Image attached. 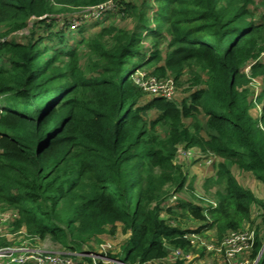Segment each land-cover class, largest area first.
<instances>
[{
    "label": "trees",
    "instance_id": "trees-1",
    "mask_svg": "<svg viewBox=\"0 0 264 264\" xmlns=\"http://www.w3.org/2000/svg\"><path fill=\"white\" fill-rule=\"evenodd\" d=\"M107 1L0 0V208L18 212L10 231L48 237L73 251L74 264H91V248L82 247L115 235L121 224V250L103 254L111 264H165L171 250L196 252L184 236L201 227H215L217 239L252 228L255 206L259 225L247 253L255 261L264 244V200L232 169L264 185V0H114L107 17L134 13L132 28L108 23L87 36L86 26L101 21L84 20L77 34L67 18L62 28L56 24ZM24 29V42L8 39ZM137 69L172 79L174 98L144 92L133 78ZM186 70L189 88L179 97ZM252 78L262 83L255 102ZM178 146L220 158L212 166L217 205L208 216L184 160L176 162ZM185 187L196 202L166 207ZM179 217L201 225L185 228ZM11 244L0 237V248ZM255 264H264V251Z\"/></svg>",
    "mask_w": 264,
    "mask_h": 264
},
{
    "label": "rangeland",
    "instance_id": "rangeland-1",
    "mask_svg": "<svg viewBox=\"0 0 264 264\" xmlns=\"http://www.w3.org/2000/svg\"><path fill=\"white\" fill-rule=\"evenodd\" d=\"M141 1L142 0H139V2H141ZM147 4H149L150 6L151 5L156 6L157 1L156 0H150V1H147ZM262 6H264V5L263 4H259V8L261 10V13H263L262 9H264ZM116 9H117V7L108 9L105 13L107 14V13L115 12ZM73 14L74 13H72V14L66 13L62 17L61 16L57 17L58 22H56V24L59 25L58 26L59 28H62L63 22L65 21L64 18H67V20L69 19L68 23H69L70 28H71V26H74L75 29H76L75 33L77 34V32H80L79 31L80 29H78V28H80L79 26L82 25V23L81 24L79 23L80 22V20H79L80 17L77 18L76 20H73L74 19L72 17ZM106 14L104 16L102 15L101 18L96 16L97 13L93 14L94 17L97 18V19H94V18H92V16H90L89 20L92 19L93 21H99V22L101 21V24L99 26H92V24L89 23L90 25L86 26V27H89V28L85 31L84 34H86L87 36L92 35V34L96 33L100 29V27H103V26H105V24H108V23L115 24V25H118V26H121V27H124V28H132L134 26L136 18H137V16H135L134 13H131V12L129 13V16L127 18H125V19H120L119 18L120 20L117 19V17L111 19L113 17V15H110L111 16V18H110V17H107ZM87 15L89 16L90 14L88 13ZM154 18H155V16L151 15V14H148L146 16V19L148 20V22L150 24L154 23V20H155ZM26 33H27V29H24V30H22L20 32L8 35V39H13V40H16L18 42H24L26 40V36H25ZM67 35L68 34L65 33V36H67ZM75 36H77V35H75ZM1 38L2 37H0V39ZM144 38H145V36H144ZM143 40H144V44L149 47L151 42L147 43L149 40L147 41L146 38L143 39ZM81 62L82 63L86 62V56L85 55H83V57L81 59ZM190 72L191 71L186 70L185 73L182 76V79L180 80V85H177V88H178L177 96H179V97H180V95H185L186 94L185 93L186 89L189 88V82L191 80ZM254 79L256 80V82L252 83V84L249 82L248 85H249V88L251 89V92H252L250 98L255 102L258 94L260 93V91L262 89V83L257 78H254ZM256 107L258 109V112L260 113L261 109H262V104L258 103V104H256ZM153 115H154V113L151 112V116L152 117H153ZM201 159L202 158H194V159L187 158L186 160H184V165H185L184 167L186 168L187 172L188 173L190 172V176L192 174H193V176H195L194 179H192V178L190 179V177L188 178V184H190L192 182L191 184H192L193 192H194V194L196 196L195 198H198V199L200 198V200H202L201 198H205V199H208L210 202H214V204L217 205V201L215 200L216 199L215 198V192L220 188V186L214 182L215 179H216V171H215V169L214 170L212 169V165H213L214 161L213 160L204 159V162H203L204 165H203V164H201L202 163ZM179 160H182L180 156H178L176 158L177 162ZM214 163H217L216 160H215ZM204 166L209 167V168L206 169V168H204ZM210 171H211V174H210ZM234 172H235L236 180L244 188L249 189L254 194L255 197L264 200V185L260 181H258L252 175V173L245 172V171H239L236 168H234ZM207 177H209L210 178L209 180H212V181L210 183L207 182L208 184H207V186H205L204 181L206 180ZM189 191L190 190L186 191L187 192L185 194L186 199H188L187 197L190 196V194L188 193ZM198 192H200V193H198ZM194 202H196V201H194ZM204 203H202V204H204ZM210 204H213V203H210ZM173 207H175V205ZM172 209L177 214H181L182 213L181 209H177V208H172ZM4 210H9V209L8 208H4V209L0 208V211H4ZM256 212H257V207L253 206L252 207V214H253L252 216H253V220H254V222H253L254 225H253L252 228H254L255 230H256L257 226L259 225V219L256 218L257 217ZM162 216L167 218L166 214H163ZM178 220H179V223L185 228H188V229L198 228V226L194 227V225L189 227L190 226V225H188V221L190 220L189 218H186V217L185 218H181V217H179ZM117 226H118V228H117V232H116L115 235H113V236H110V235H107V234L100 235L98 237L99 242L96 241V240H91L88 243V246L85 245V246L82 247L83 250H89V248H91V250L88 252V254L93 255V257L96 259L95 264H98L97 257H102V256L105 257L106 255L104 256L103 254H107V253L115 254V253H118L121 250V245H122V243L125 242V240L127 238V234H125L122 231L121 224H118ZM201 229L203 230L201 232L203 241H209V240H211V238H216L217 239V231H216L215 227L208 228V227L204 226V227H201L199 229V231ZM9 232L11 233V235H8L7 238L12 243L11 244L12 246L14 244L16 245V244H19V243H21V242L26 240L25 233H18V231L17 232L9 231ZM259 234H260V236H262V238H264V229H263V227L259 229ZM38 240L39 241L36 242L37 245L42 246L43 249H48V250L53 251V252H63V253H67V254H72L73 253V251H70L69 249L62 247L59 243L54 242L53 240H51L48 237H46L44 239H41V238L38 237ZM194 248H195L196 252H194L192 254H195V257H194L193 261L190 264H225V262H224L225 260L223 258H220L219 256H216L213 253L206 252L204 247L203 248L194 247ZM201 250H202L203 254L201 253ZM74 252H80V247L76 246L75 249H74ZM77 255H81L82 256V252L78 253ZM163 262L166 264L169 261L166 262L164 260ZM156 263H158V262H156ZM102 264H111V263L108 260V258H106V260Z\"/></svg>",
    "mask_w": 264,
    "mask_h": 264
},
{
    "label": "built area",
    "instance_id": "built-area-1",
    "mask_svg": "<svg viewBox=\"0 0 264 264\" xmlns=\"http://www.w3.org/2000/svg\"><path fill=\"white\" fill-rule=\"evenodd\" d=\"M116 7L114 0H109L105 3L90 6L80 11V24L84 20L89 19L90 16L94 17L93 14L97 13L96 16L100 17L105 15L108 9ZM90 14L89 16L87 14ZM78 17V18H79ZM74 17L73 20H76ZM99 19V18H98ZM79 24V25H80ZM75 29L74 26H71ZM146 32L143 33V36ZM264 54V53H262ZM250 66H246L245 72L249 73ZM135 83L144 91L149 93H160L166 99H173L176 93V86L172 79H157L154 76H147L146 73L137 69L133 74ZM254 78L251 79L250 83H255ZM180 156L181 159L186 160L187 158H201L203 154L197 148L183 149L178 146L176 158ZM212 156V155H211ZM208 160H214L212 156L207 158ZM177 162V161H176ZM185 190H188L186 187ZM194 193V192H192ZM195 195V194H194ZM200 199V198H199ZM203 203H209L210 207H205L203 210L204 214L208 216V210L216 207L214 202H210L208 199L201 198ZM178 195L173 194L169 197L166 207H171L177 204ZM213 203V204H210ZM18 217L16 210H4L0 211V237H6L11 235L10 224ZM168 217V216H167ZM208 219V218H207ZM210 221V220H208ZM173 224V222H172ZM189 232L184 237L189 239L191 246L196 248H205L208 253H213L220 258H223L225 264H255V261H251L247 257V253L253 249L255 243V229L249 225L244 226L242 229L228 232L221 239L211 238L209 241H203L201 232ZM18 233H25L26 240L19 243L4 246L0 248V264H74L71 254L63 252H53L48 249H43L42 246L37 245L38 237L28 236L23 228L18 230ZM8 239V238H7ZM84 254L82 253V256ZM92 258V263L95 264L96 259L93 255L88 254ZM195 257V254H186L181 249L171 250V253L167 257V261H174L176 259H184L186 264H190ZM102 259L104 262L106 257H97ZM119 264H123L120 261H116Z\"/></svg>",
    "mask_w": 264,
    "mask_h": 264
},
{
    "label": "crops",
    "instance_id": "crops-1",
    "mask_svg": "<svg viewBox=\"0 0 264 264\" xmlns=\"http://www.w3.org/2000/svg\"><path fill=\"white\" fill-rule=\"evenodd\" d=\"M202 160V163L201 164H203V162H204V159L202 158L201 159ZM215 160H216V162H219L220 161V158H215L214 159V162H215ZM186 162V161H185ZM213 162V163H214ZM204 165V164H203ZM213 166V165H212ZM204 168H206V169H208L209 167H206V166H204ZM212 169H213V167H212ZM211 169V170H212ZM214 170V169H213ZM232 173H233V175H234V177H235V172H234V168L232 169ZM210 174H211V171H210ZM190 177V179L192 178V179H194L195 178V176H193V174L190 176V172L188 173V178ZM210 177V176H209ZM209 177H207L206 178V180L204 181V184H206V182H208L207 180L209 179ZM236 178V177H235ZM187 183H188V180H187ZM187 192H182V193H180V194H177L178 195V201L179 200H185L186 199V196H185V194H186ZM198 193H200V192H198ZM190 194V193H189ZM193 195H194V193H193ZM194 197H196L195 195H194ZM188 199H186L185 201H192V202H194L195 201V199H198V198H193V196L190 194V196L189 197H187ZM190 199V200H189ZM199 200V199H198ZM178 203V202H177ZM177 209H180L179 207H177ZM190 220L188 221V225H190L189 227H191V226H193L194 225V227H196V226H199V225H201V222H197V221H195V220H192L191 218H189Z\"/></svg>",
    "mask_w": 264,
    "mask_h": 264
},
{
    "label": "water",
    "instance_id": "water-1",
    "mask_svg": "<svg viewBox=\"0 0 264 264\" xmlns=\"http://www.w3.org/2000/svg\"><path fill=\"white\" fill-rule=\"evenodd\" d=\"M263 251H264V244H263V246L261 247V249H260V251H259V253H258V256H257V258H256V260H255V263L258 261V259H259L260 256L262 255Z\"/></svg>",
    "mask_w": 264,
    "mask_h": 264
}]
</instances>
